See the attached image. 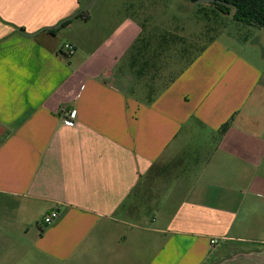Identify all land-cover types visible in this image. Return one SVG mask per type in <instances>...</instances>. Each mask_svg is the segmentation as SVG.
I'll return each mask as SVG.
<instances>
[{"label": "crops", "instance_id": "obj_1", "mask_svg": "<svg viewBox=\"0 0 264 264\" xmlns=\"http://www.w3.org/2000/svg\"><path fill=\"white\" fill-rule=\"evenodd\" d=\"M85 3L0 0V264H264L260 71L216 39L136 76Z\"/></svg>", "mask_w": 264, "mask_h": 264}, {"label": "trees", "instance_id": "obj_2", "mask_svg": "<svg viewBox=\"0 0 264 264\" xmlns=\"http://www.w3.org/2000/svg\"><path fill=\"white\" fill-rule=\"evenodd\" d=\"M176 1L179 10L191 12L190 15L193 16L190 17L195 20L200 31L185 35L177 30L179 28H171L168 25L169 22L164 21L155 23L154 26H150L152 29L148 30L145 24L152 20L153 17H150L152 15L145 19V23L136 20L142 27V34L133 43L130 52L131 69L136 76L150 74L156 67L157 61L162 63L169 58L191 60L193 54L202 51L223 31L239 30L241 27L250 26L264 28V0H225L232 3L231 5L217 2L195 3V0ZM87 15V11H83L79 16L86 19ZM173 18L176 17L170 15L169 19ZM68 22L69 20L64 24ZM198 39L203 40L205 44L199 45ZM155 71L152 74H155ZM227 126L228 123L224 124L223 129Z\"/></svg>", "mask_w": 264, "mask_h": 264}, {"label": "rangeland", "instance_id": "obj_3", "mask_svg": "<svg viewBox=\"0 0 264 264\" xmlns=\"http://www.w3.org/2000/svg\"><path fill=\"white\" fill-rule=\"evenodd\" d=\"M85 1L86 3L83 8L88 6L86 11L93 17V21L90 22L89 26L99 25L108 28V26L114 25V20L117 21L119 16L124 18L127 17L128 19L132 18L133 20L137 19L140 22L145 23V19L152 15L150 16L153 17L152 20H149L150 22L148 21L149 23L145 24L147 27L154 26L155 23L164 21L169 22L168 25H170L169 27L171 28H179L177 30L185 33V35H190V33H193L194 31H196V33L200 31L197 28L198 26L195 20L191 18L193 16L190 15L191 12L182 11L181 9L179 10L176 0ZM170 15L171 17L175 16L176 18L169 19ZM68 34L70 35V33ZM198 40L199 45L205 44L203 40ZM65 42H67V40ZM217 42L221 44L224 49L238 55L242 60L250 63L260 71V87L264 90V28L250 26L241 27L239 30L223 31L218 35ZM180 63H183V61L179 59H173V61L167 60V64L164 65V68L159 73L165 75L164 79L167 80L176 72V74L180 72L183 68ZM158 83L157 77L155 83L152 84L158 85ZM144 88H146L145 85Z\"/></svg>", "mask_w": 264, "mask_h": 264}, {"label": "built area", "instance_id": "obj_4", "mask_svg": "<svg viewBox=\"0 0 264 264\" xmlns=\"http://www.w3.org/2000/svg\"><path fill=\"white\" fill-rule=\"evenodd\" d=\"M65 48L68 49L69 53H73V51H74V46L71 44H65ZM70 115H71V117H73L74 116L73 112ZM67 123L72 124V121L68 120ZM58 217H59V212L57 210H53L48 215L45 216L44 221H45V223L50 224L54 220H56ZM211 242L215 243L216 240H212Z\"/></svg>", "mask_w": 264, "mask_h": 264}, {"label": "water", "instance_id": "obj_5", "mask_svg": "<svg viewBox=\"0 0 264 264\" xmlns=\"http://www.w3.org/2000/svg\"><path fill=\"white\" fill-rule=\"evenodd\" d=\"M195 3H210V2H217V3H221L224 5H231L232 3L225 1V0H195ZM84 10V9H83ZM80 13V12H79ZM79 13H77L76 15H78Z\"/></svg>", "mask_w": 264, "mask_h": 264}]
</instances>
